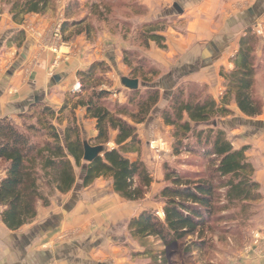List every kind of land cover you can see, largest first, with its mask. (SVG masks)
Listing matches in <instances>:
<instances>
[{"label": "trees", "instance_id": "trees-1", "mask_svg": "<svg viewBox=\"0 0 264 264\" xmlns=\"http://www.w3.org/2000/svg\"><path fill=\"white\" fill-rule=\"evenodd\" d=\"M8 1V15L19 25L27 15L45 16L54 10L52 0ZM135 7L136 3L127 4L124 9L131 17L143 16V7L138 9L140 13H134ZM109 10L104 7L105 14ZM121 17L123 21H113L111 28L125 38L132 18H127L126 13ZM97 23L102 30L109 24L108 21L92 23L84 19L62 21L59 27L62 42H72L78 36L93 40L102 32L95 28ZM168 25L166 19L135 25L140 46L148 49L153 43L165 50L161 34ZM24 38L20 30L9 42L19 46ZM255 44V35L250 28L246 29L232 59L233 70L224 76V92L218 102L191 88L178 86L160 112L164 126L170 129L174 158V166L167 163L163 166L165 185L156 195L163 205V218L145 210L126 224L129 237L143 247L141 255L149 258L150 264H168L170 256L166 250L195 234L197 239L183 245V253L191 255L206 249L207 242L201 239V232L222 220L216 217L222 210L218 191H224L225 206L240 204L246 208L263 199L260 186L253 179L254 169L246 158L249 147L235 149L222 129L207 126L211 121L233 115L231 101L248 119L261 115L262 105L253 91L264 65L254 55ZM122 63L128 69L127 78L139 83L137 91H126L127 102L123 105L110 101L112 93L100 89L104 84L101 76H105L109 68L96 61L76 73L80 91L66 94L58 111L42 104L31 105L27 113L32 116L33 110L38 111L36 123L22 126V129L7 118L0 119V165H4L0 178V223L8 231L16 232L31 224L38 208H47L55 194L72 191L78 167L82 168V188L102 178L111 181L114 193L124 201L144 199L153 178L139 158L141 141L136 127L146 123L159 103V90L152 83L159 71L133 50L122 52ZM77 108L83 109L85 116L95 122L96 135L87 143L104 149L91 163L82 160L83 140L74 115ZM66 111L72 115L60 137L52 120L57 121ZM19 118L26 120L23 114ZM110 143L112 148L108 147ZM133 155L136 158L131 160ZM183 155L193 159L182 158ZM187 167L196 168V171L183 169Z\"/></svg>", "mask_w": 264, "mask_h": 264}, {"label": "crops", "instance_id": "crops-1", "mask_svg": "<svg viewBox=\"0 0 264 264\" xmlns=\"http://www.w3.org/2000/svg\"><path fill=\"white\" fill-rule=\"evenodd\" d=\"M140 5L150 13V19L143 22L173 21L161 34L165 39V50L158 49L153 43L148 49L139 44L140 56L159 71L156 88L160 92V102L165 97L169 99L178 86H198V93L218 102L224 92V76L233 70L232 59L238 50L239 39L248 28L256 38L254 55L264 65V0H140ZM30 16L27 15L20 25L10 21L12 27L7 31L2 29L4 24L0 19V119L16 121L17 116L39 102L58 111L65 95L73 93L72 87L78 82L76 73L92 62L108 64L114 71L126 69L122 52L132 49L127 47V38L119 36V32L106 28L108 32L104 29L96 40L78 36L69 44L60 45L52 35L53 21H35ZM175 21L183 22L181 31H175ZM20 30L25 32V38L17 48L9 39ZM262 76L264 66L257 81ZM163 106L156 108L146 123L137 126L141 141L139 158L153 178L152 194L161 170L151 156L147 142L163 134L169 135L170 129L164 126L160 117ZM234 106L230 109L235 115L228 117V122L238 121V126L254 125L264 130V112L260 118L248 119ZM68 113L70 111L61 116ZM74 113L82 139L94 138V120L87 118L81 108ZM67 122L66 119L64 123ZM236 129L239 128H232L231 134L238 138L234 144L230 142L235 149L249 147L246 158L254 169V180L262 186L264 132L258 136L263 144L256 140L251 145L246 142V131ZM108 145L113 147L112 143ZM135 158L133 155L131 160ZM160 179L163 181V174ZM148 198L143 203L124 201L114 193L111 181L102 178L82 188L80 176L72 191L55 194L47 208L39 207L31 224L10 232L0 223V264H138L140 258L147 257H132L127 250L130 243L118 234L131 218L151 210L153 205L149 204ZM135 243V252H138L139 245ZM240 262L264 264V257Z\"/></svg>", "mask_w": 264, "mask_h": 264}, {"label": "rangeland", "instance_id": "rangeland-1", "mask_svg": "<svg viewBox=\"0 0 264 264\" xmlns=\"http://www.w3.org/2000/svg\"><path fill=\"white\" fill-rule=\"evenodd\" d=\"M53 5H54V10L49 11L45 16H39L31 15V18H34L35 21H53V27H52V35L55 36L56 34V28L61 25L62 21H91L92 23L95 21H108L109 24L103 28V30L106 28L112 29L113 21H123V16L124 13L128 15L127 18H132L131 20L129 19L130 23V30L128 31V34L125 36L127 38V47H130L132 50H137V53L139 54V41L137 38V34L134 31V26L137 25L138 23H142L143 21H148L150 19V13L148 10H146L143 6L140 5V0H52ZM136 7L134 8L133 12L134 13H140L138 9H140V6L143 7L144 9V15L143 16H136L131 17L132 15L130 14L129 11L124 9V6L127 4H135ZM96 5V7L94 6ZM109 7V12L107 11V14L104 12V7ZM8 9H9V1L8 0H0V11H1V23H3L2 29L4 31H7L10 29L9 27L11 26V18L8 15ZM68 15V16H66ZM27 17V16H25ZM25 18L23 19L24 22ZM167 20V19H166ZM28 21V20H27ZM167 22H173V21H168ZM175 24V31H181L184 26L183 22L178 24V21L174 22ZM171 26H173L171 24ZM12 27V26H11ZM100 24L97 23L95 24V28L101 29ZM28 29V28H27ZM101 29V31H103ZM23 31V30H21ZM100 31V32H101ZM108 32V30H106ZM113 31V29L111 30ZM99 32V31H98ZM25 33V32H23ZM100 34V33H99ZM103 32L100 34L102 35ZM59 38H55V40H58V43L60 45H67L70 42L64 43L62 42V38L60 34L58 35ZM120 36V35H119ZM99 37L95 36L93 40H96ZM92 41V40H90ZM92 43V42H91ZM22 44L17 46L19 48ZM140 55V54H139ZM107 67L109 68L108 73L104 76H101V79L103 80L104 84L100 86V89L110 91L112 93V96L109 98L110 101L117 103L118 105H123L127 102V97H126V89L121 86V83L119 82V79L124 78L128 76V69L122 68V70L115 69L117 71L112 70L106 64ZM263 70V69H262ZM153 80V79H152ZM158 78H155L152 83L157 84ZM106 82V83H105ZM76 83H79L76 82ZM75 83V84H76ZM74 84V85H75ZM166 85V83H163ZM264 84V76L262 78H259V81L257 83V88L256 90L253 91V96L255 95L257 99H259V102L262 105V113L259 115L258 118H260L264 112V98H262L261 95L264 97V90H262ZM74 85L72 87L73 93H79L80 89L74 92ZM80 85V83H79ZM186 88V87H185ZM191 90L197 91L198 86L195 88L191 87ZM261 92V94H260ZM201 96L202 93L200 92ZM160 95V92H159ZM222 95L218 97V101L221 99ZM164 98V97H162ZM168 99L166 100H161L159 98V105H157L156 108H160L162 105L163 108L166 106ZM36 105H41V103H37ZM230 106H234L233 101H231ZM55 108V107H54ZM57 108V107H56ZM55 108V109H56ZM156 108L152 110V112L156 111ZM236 109V107L234 106ZM231 110V109H230ZM56 111V110H55ZM152 114V113H151ZM26 117L25 121H22L21 118L18 116L16 117V121H13L15 125H17L19 128L22 129V126H26L30 123L35 124L36 123V117L38 116V111L33 110L32 111V116H28L29 113L27 111L23 114ZM72 113L65 114L63 116H60V118L56 120H52V125L55 127V129L58 131L60 137L63 135V129L64 126L66 125L64 122L67 119L69 121ZM75 115V113H74ZM234 113L231 117H234ZM257 119H254L253 121H256ZM262 120L258 119L257 122H261ZM238 121L230 123L228 122V117L221 119V120H214L211 121L207 126L213 127V128H219L222 129L226 134L227 138L234 144L235 138L238 137H232V128H239L236 130L239 131H246V142H249L251 145H253L254 142H257L260 140L258 136L264 132L262 127H257L254 125H246V127L243 126H238L236 125ZM21 126V127H20ZM206 126V127H207ZM137 128V127H136ZM243 133V132H242ZM39 135H36V139L38 142H41L42 139H38ZM240 136L243 137V134H240ZM83 142H87V138L82 139ZM257 140V141H256ZM155 141L158 143H162V154L155 153L150 149L151 143ZM262 141V140H261ZM259 141V144H263V141ZM108 147H110L108 145ZM147 147L149 152H151V156L154 158L156 161L155 163L159 164V168L161 170L158 180L155 181V185H153V191L152 192L148 191L144 199L138 201L139 203H143L144 200L149 196L148 202L149 204H152V208L150 211L154 212L156 216L160 219L163 218V213H162V203L159 201V199L156 197V195L159 193L161 188L165 185L164 182V171H163V166L165 163L168 165L174 166V158L171 156V140L169 135H160L157 138H152L147 142ZM167 149V150H166ZM153 153V154H152ZM188 157L186 155H183L182 158ZM132 158V156H130ZM189 159H193L192 157H188ZM3 168L4 165H0V178L3 176ZM187 169L188 171H196V168L192 167H187L183 168ZM200 171V170H199ZM75 173L77 180L82 174V168L78 167L75 168ZM155 172H153L154 174ZM163 174V181L160 179V175ZM255 173L253 174V179H256ZM155 177V176H153ZM108 181V180H107ZM260 191L262 195V200L255 202V204H250L249 206H246L244 208L240 204H233L231 206H225V200L223 198V190L218 191V203L221 207L222 210L216 214V217H222V220L215 221L212 223L209 227H206L202 232H201V239H205L207 242L206 249L203 252H194L191 255H185L183 253V245L189 243L192 240L197 239V234L192 235L190 237L185 238L182 242L178 243L175 247L167 249V253H169L170 259L168 260V264H242L240 261L243 259H246V263H248L251 259L254 258H260L264 257V185H260ZM151 194V196H150ZM146 201V200H145ZM243 207V208H242ZM1 210V208H0ZM145 211V210H144ZM125 223L123 227V232L118 234V235H123L127 240L125 241L127 244V250L134 256H139L141 255L143 251V247L139 245L138 252H135L136 250V243L131 240L129 237L128 232L125 230L126 228ZM130 245V246H129ZM139 259V258H137ZM138 264H150L149 258H140L138 261Z\"/></svg>", "mask_w": 264, "mask_h": 264}, {"label": "water", "instance_id": "water-1", "mask_svg": "<svg viewBox=\"0 0 264 264\" xmlns=\"http://www.w3.org/2000/svg\"><path fill=\"white\" fill-rule=\"evenodd\" d=\"M120 83L123 88L128 91H137L139 83L135 79L121 78ZM104 149L100 146H90L87 142H83V157L82 160L85 163H91L97 157L101 156Z\"/></svg>", "mask_w": 264, "mask_h": 264}, {"label": "built area", "instance_id": "built-area-1", "mask_svg": "<svg viewBox=\"0 0 264 264\" xmlns=\"http://www.w3.org/2000/svg\"><path fill=\"white\" fill-rule=\"evenodd\" d=\"M59 27L60 26H58L57 28H56V34H55V37L56 38H59ZM80 89V85H79V83H76L75 85H74V92H76L77 90H79ZM150 149L152 150V151H154L155 153H159L160 151H162V143H158V142H155V141H153L152 143H151V145H150ZM164 152V151H163ZM163 152H160L161 154L163 153Z\"/></svg>", "mask_w": 264, "mask_h": 264}]
</instances>
